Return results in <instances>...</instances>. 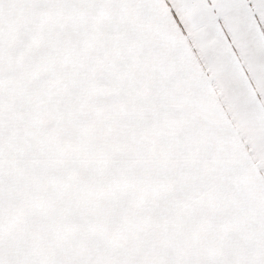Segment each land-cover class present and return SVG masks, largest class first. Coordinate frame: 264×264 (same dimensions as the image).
<instances>
[{"label": "snow or ice", "instance_id": "1", "mask_svg": "<svg viewBox=\"0 0 264 264\" xmlns=\"http://www.w3.org/2000/svg\"><path fill=\"white\" fill-rule=\"evenodd\" d=\"M0 264H264V0H0Z\"/></svg>", "mask_w": 264, "mask_h": 264}]
</instances>
